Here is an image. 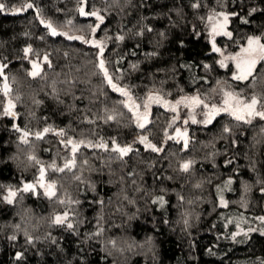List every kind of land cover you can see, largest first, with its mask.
Wrapping results in <instances>:
<instances>
[{"label":"trees","instance_id":"16d2710c","mask_svg":"<svg viewBox=\"0 0 264 264\" xmlns=\"http://www.w3.org/2000/svg\"><path fill=\"white\" fill-rule=\"evenodd\" d=\"M0 3V264H264V119L221 113L190 123L185 146L160 105L139 128L99 68L103 59L112 83L139 102L151 92L205 94L220 81L262 96L264 61L236 80L213 49L236 51L251 36L264 43V0ZM81 9L104 20L96 27L97 16ZM212 11L230 14L231 35L212 37ZM70 23L83 34L96 27L103 52L55 28ZM9 97L14 116L5 114ZM68 140L84 143L74 153ZM117 146L131 151L121 156ZM41 168L55 195L35 184ZM27 184L34 187L24 191Z\"/></svg>","mask_w":264,"mask_h":264},{"label":"rangeland","instance_id":"374dc122","mask_svg":"<svg viewBox=\"0 0 264 264\" xmlns=\"http://www.w3.org/2000/svg\"><path fill=\"white\" fill-rule=\"evenodd\" d=\"M16 9H21V11H15ZM16 9L13 10L14 13H21V12L28 10L29 8L23 7V8H16ZM221 13H224L228 16V20H227L226 24L224 22L223 16L220 15ZM98 16L102 17L99 14H98ZM98 16H97L98 23H97L96 27H99L100 24L102 23V21L104 20V18L102 20L99 19ZM210 17H211V19H210ZM229 22H230V14L229 13L224 12V11H212L208 15V18H207V23L209 26V32L212 35V37H216V36L222 35L225 32H227ZM221 24L224 25L223 28L219 27V25H221ZM214 26H216L215 32L213 31ZM96 27L91 33H86V34H83L84 29L79 28V26L77 24L75 25L73 23H70L69 25H67L65 27L58 26L55 28L58 30V32L62 36L66 37L67 39H69V37H83V39H70V40H79L81 42L87 43L88 45L96 46V47H98V49H100L101 47L104 49L105 42L102 41L101 39L97 38L95 35V31L97 29ZM251 37H255V36H251ZM96 41L100 42L99 46H97V44L95 43ZM260 42H261V39H260ZM216 47H217V45H216ZM246 47H248V40L243 46L239 47L238 50H236V51H229L225 48V49H221L218 52L219 53L218 63L221 65V67L225 68L229 65H232L234 67V70L232 72V77H234L235 75H237L239 73V70L236 67L237 60L232 59V58L233 57H243L245 54L242 53L241 50L243 48H246ZM221 61H223V64L221 63ZM262 61H264V60H260L257 62L256 67L253 71V74L255 73L257 66ZM263 72H264V70H263ZM113 84L116 85L118 88L124 89L128 93V95H124L122 92L115 90L112 87ZM110 86L113 90H115L116 92L120 93L123 96L124 103H125L126 107L132 113L134 122L138 127H139L140 123H143L144 127H146L151 122V112H152V109L154 106L160 105V106L164 107L166 110H168L172 115L171 119L169 121V126H168V132H170L171 137H175V133L177 132L178 129H180L183 132L185 130H189L190 123L209 124V123H205V120H207V118H208V113L210 112L213 105H215L217 108H222L224 106L225 93H227V92H231L234 95H237L241 100L248 101V102H250V99L253 96H255L259 101V103L257 105V111H264V95L258 96L257 95L258 93H256L255 95H252V94L245 95L243 90H235V89L229 88L227 81H220L208 93L202 94V93L196 92L194 94L183 95V96H181L175 100L167 99L159 93L151 92L143 102L137 101L130 94L129 90H127L126 88H124L122 86H119L115 82H113ZM150 96L151 97L159 96L161 102L156 103L154 99L150 100L149 99ZM193 96H198L203 101V104L192 105L190 101H186L185 103H181V104L176 103L177 101H180L183 98H191ZM9 101H11L13 103L14 107L11 110H12V112L15 113V109H16L15 108V102L10 97L7 99V101H5V110L8 107ZM165 102H166V104H165ZM205 105H207V107H205ZM173 106H175V111L172 110ZM221 113H228V112H223V111L218 112L217 114H215L213 116V118L211 119V122L217 115H219ZM254 118L255 117H251V118L246 117V120L250 119L252 121ZM193 120H195V122H193ZM246 120H244V121H246ZM139 128H141V127H139ZM142 137H147V136H145V135L140 136L139 137L140 142H141ZM176 138H179L180 140H182L184 142V138L182 135H180ZM142 143L144 144V146L146 148H149V147H147V144L152 145V143L148 139V137H147V140L145 142H142ZM184 163H188V162H184ZM35 184L42 186L44 188V191H46L48 185H50V184L54 185V183H52L50 180H48V176L46 177V174L45 175L43 174V177L36 179Z\"/></svg>","mask_w":264,"mask_h":264},{"label":"snow or ice","instance_id":"6c2138e0","mask_svg":"<svg viewBox=\"0 0 264 264\" xmlns=\"http://www.w3.org/2000/svg\"><path fill=\"white\" fill-rule=\"evenodd\" d=\"M25 7L27 8H31L32 5L31 4H27L25 5ZM5 8V5L0 3V10H3ZM15 11H21V9H16ZM255 11V10H253ZM82 15H94V16H98V13L96 12H92V13H85L83 9L80 10ZM220 15L223 16L224 18V22L225 24L227 23L228 20V16L224 13H221ZM99 19H103V17L98 16ZM211 19V17H210ZM49 28H52V25L49 24L48 25ZM219 27L223 28L224 25L221 24L219 25ZM213 31H216V26H214ZM52 34L56 35V31L55 29H52ZM225 35H231L230 33L225 32ZM69 39H83V37H69ZM121 39H123V37H121ZM97 44V46L100 45L99 41L95 42ZM214 51L219 52L220 49L215 48L214 46ZM29 51V49H25V52ZM242 53H244L245 55L243 57H233L232 59H236L237 63H236V67L239 70V73L237 75H235L233 78L236 80H246L248 79L250 76L253 75V71L256 67V64L258 61L260 60H264V43L260 42V37H249L248 39V47L243 48ZM100 52H103V48H100ZM45 59H47L45 57ZM221 63L223 64V61H221ZM3 67V66H0ZM99 68L102 70L105 78L107 79L109 84H112V78L111 76H109L108 74V70L105 67V62L103 61V59L100 60L99 62ZM33 71L30 73L32 76H36L38 75V69H39V65L37 64H33ZM112 87L117 90L122 92L124 95H128V93L121 88H118L116 85H112ZM9 91L8 85L7 83H5L4 85V92L7 95ZM150 100H155L156 103H160V97L156 96V97H149ZM186 101H190L192 105H200L203 104V101L198 97V96H193L191 98H183L180 101H177V104H181V103H185ZM259 101L258 99L253 96L250 99V102L248 101H244L241 100L237 95H234L231 92H227L225 93V100H224V106L222 108H217L215 105L212 106L210 112L208 113V118L207 120H205V123H210L211 119L213 118V116L215 114H217L218 112H228L230 115L234 116L236 120L238 121H244L246 120V117L251 118V117H260L261 119H264V111H257V105H258ZM166 104V102H165ZM167 106V105H166ZM14 107L13 103L11 101L8 102V107L5 110V114L6 115H15L14 112H12V108ZM205 107H207V105H205ZM173 111H175V106H173ZM113 117H109V119H112ZM193 122H195V120H193ZM246 122L250 123L251 120L248 119L246 120ZM139 127L143 128L144 124L140 123ZM51 131V129L46 128L44 129V132H48ZM225 132L229 131V129L225 128L224 129ZM59 134H63V130H61V132ZM179 134V131H178ZM28 133L25 132L24 133V137H27ZM37 138H39L40 136H42V133H37ZM22 137V139L24 138ZM147 140V137H142L141 138V142H145ZM26 142V141H25ZM68 144L72 145V151L75 153L76 151H78L79 149V145L83 144L84 141H80L79 143H75L72 140H68L67 141ZM88 146L90 147H100V148H105L106 145L101 143V144H97V145H91L89 144ZM185 146H187V140L185 139ZM147 147L152 148L154 151H160V149H157L154 145L151 144H147ZM114 151H117L120 153L121 156L127 154L129 151H131L130 147H119L117 146L116 148L113 149ZM75 161H69L68 163L65 164V168H70L72 166H74ZM190 167V163H184L182 165V169L184 171H187ZM59 171H63L64 169H58ZM44 174V170L43 168H41V177H43ZM34 186L31 184H27L24 187V191H28L29 189L33 188ZM54 185H48L47 189H46V194L49 196L55 195L54 192ZM16 193L13 191L9 192V202H11V197L15 196ZM67 218V213L64 214V216H57L54 220V223L56 224H63L65 222ZM261 220H264V217L260 218ZM68 227L71 228L72 225L68 224ZM18 256L20 255L19 253L17 254Z\"/></svg>","mask_w":264,"mask_h":264},{"label":"water","instance_id":"95a60500","mask_svg":"<svg viewBox=\"0 0 264 264\" xmlns=\"http://www.w3.org/2000/svg\"><path fill=\"white\" fill-rule=\"evenodd\" d=\"M8 88H9V86H8ZM178 131H179V134H178ZM188 134H189V131H188V130H185V131L183 132V131H181L180 129H178L177 132L175 133V137H178V136L182 135L183 138H184V142H185V139H186L187 142H188Z\"/></svg>","mask_w":264,"mask_h":264}]
</instances>
